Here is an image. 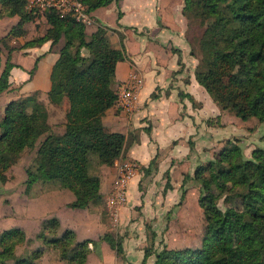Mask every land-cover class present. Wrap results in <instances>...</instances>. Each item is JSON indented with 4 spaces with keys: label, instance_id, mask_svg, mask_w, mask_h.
Instances as JSON below:
<instances>
[{
    "label": "trees",
    "instance_id": "16d2710c",
    "mask_svg": "<svg viewBox=\"0 0 264 264\" xmlns=\"http://www.w3.org/2000/svg\"><path fill=\"white\" fill-rule=\"evenodd\" d=\"M81 1L90 11L118 0ZM28 2L0 0V17L19 16L0 38L6 48L0 93L9 87L10 70L16 65L11 61L14 46L8 40L22 35L24 23L41 13L28 9ZM189 11L205 23L200 40L202 59L195 69L197 81L222 109L244 120L256 117L264 122V0H184V15ZM43 14L49 24L44 35L27 40L25 45L43 40H51L53 45L63 39L50 71L47 96L56 104L67 98L64 131H50L48 112L38 91L7 102L0 119V180L8 178L7 154L35 146L45 134L32 166L26 169V188L38 179L55 180L73 192L70 206L86 208L100 195L99 179L88 173L90 158L94 155L100 163L112 164L125 148V134L107 131L103 124V115L116 98L111 86L116 62L125 54L109 44L101 25L87 38L85 24L70 12L51 8ZM36 66L37 59L30 75ZM154 159L144 172L150 171ZM189 177L199 182L198 203L205 217L201 242L184 247L165 244L155 252L153 264H264V147L253 148L247 157L236 142L229 141L214 160L197 165ZM165 185L171 187L169 181ZM220 197H224L223 207L218 205ZM58 227L56 216L44 218L37 236L59 249L61 258L85 264L89 240L74 244L73 230L66 228L57 234ZM102 237L117 254H123L119 236L107 231ZM25 239L20 226L1 231L0 264L13 257L14 264H32L45 251L40 246L30 256L16 257L15 245ZM150 254L151 248L146 247L142 264Z\"/></svg>",
    "mask_w": 264,
    "mask_h": 264
},
{
    "label": "crops",
    "instance_id": "0c3cea01",
    "mask_svg": "<svg viewBox=\"0 0 264 264\" xmlns=\"http://www.w3.org/2000/svg\"><path fill=\"white\" fill-rule=\"evenodd\" d=\"M183 6L184 0H118L90 10L93 22L86 25V37L89 38L96 27L101 25L105 27L109 44L123 50L125 54L123 59L116 62L111 82L114 90L117 91L131 73L139 74L143 83L135 110L128 112L112 104L105 111V129L125 134L126 144L120 157L112 164L100 163L95 175L100 181L99 190L107 195L116 176L115 164L118 159H130L139 166L128 182L129 196L126 202L117 209L114 229L122 240L123 254L118 257L115 249L102 238L92 243L85 264H140L144 257V227L150 219L148 212L152 209L161 211L165 207L163 195L158 200L160 205L155 208L145 196L141 202V213L135 214V203L141 201L137 185L140 177L146 174L144 168L157 156V170L152 174L155 173L156 177L165 170L169 172L171 189L166 196L167 200L174 198L175 201L183 174L190 175V171L198 163L209 157V150L215 142L214 135L225 131L221 126H209L206 122L209 117L222 115L224 110L219 109L195 77L196 58L190 53L192 29L184 15ZM18 20V15L0 17V38L8 34ZM26 23L22 35L10 38L12 42L19 41L20 45L18 50L13 49L11 61L16 65L10 70L9 87L0 93L3 112L7 102L34 91L40 90L39 99L45 106L42 97L50 102L47 90L50 87V71L58 57V42L52 45L51 40H43L25 45L27 40L44 35L49 26L43 13ZM31 26L34 31H29ZM82 52L87 54L85 49ZM36 59L37 66L30 75L29 70ZM5 61L6 54L4 56L0 51V71ZM62 102L68 105L65 97ZM46 109L48 123L53 131L54 122L50 121L52 110L49 112L47 106ZM64 120L58 133L63 132ZM44 136L45 134L40 135L36 141V149ZM142 165L143 173L140 169ZM35 184L41 195L53 198L58 207L69 204L74 199L58 182L38 179L30 187ZM190 191L194 195L195 188H187L186 197ZM60 194L67 195L65 201L58 198ZM109 231L113 233L110 229ZM34 263L35 260L32 264ZM146 263L150 264L149 256Z\"/></svg>",
    "mask_w": 264,
    "mask_h": 264
},
{
    "label": "rangeland",
    "instance_id": "374dc122",
    "mask_svg": "<svg viewBox=\"0 0 264 264\" xmlns=\"http://www.w3.org/2000/svg\"><path fill=\"white\" fill-rule=\"evenodd\" d=\"M186 17L189 27L192 29L191 33L193 42L190 48V53L196 58V65L194 68L195 72L197 65L202 59L200 40L205 23L203 24L201 17L194 16L190 13V11ZM27 26L28 25L26 23L25 27ZM29 31H34L33 26L30 27ZM10 42H12V40L10 41L9 39L8 44L14 46V50H18L20 42ZM57 44L59 48L63 44V39H60ZM14 50L11 52V59ZM0 51H2L5 56L6 48L2 45V40H0ZM112 85L113 84L111 83V86ZM38 93L39 96H41L40 90ZM42 98H44L49 112L52 110L50 121L54 122V128L52 131L50 126V131L58 133V129L63 125L62 122L68 105L66 103L63 104L62 101L57 104H52L48 102L46 97ZM215 104L219 107V109L221 108L217 103ZM223 110L224 111L221 112L222 115H218V118L216 115L211 118L209 117L210 119L206 120V122L211 120L208 124L209 126H221L222 128H225V131L222 134L220 133L214 135L213 140L215 142L209 150V157L197 165H203L209 160H214L217 152H219L223 146L228 145L229 141L236 142L242 148L243 154L247 157L251 155V150L253 148L264 147V122H260L256 117L244 120L235 115L232 111L227 109ZM2 115L3 107L0 106V119ZM35 156V146L27 148L23 152L7 154L9 167L6 170V174L8 178L5 181L0 180V233L4 229L12 226H21L25 232L26 239L15 245L16 257L30 256L34 249L44 246L45 251L38 258L34 259V264L73 263L69 260L61 258L59 249L46 245L42 238L37 236L41 227L42 219L52 215L57 216L60 220L59 227L55 233H61L66 227L72 228L74 232V244L76 241L89 240L87 245L89 252L91 250L92 243L95 241L98 242V240L100 241L105 232H110L109 229L113 231L114 236H119L117 230L114 229L117 217V214H115L116 211L113 210V208L106 202L109 194L105 195L104 192L99 190V199L90 203L86 208L72 207L69 204L58 207L54 203L55 200L53 198L41 195L35 187L36 184L29 189L26 188V169L32 166ZM99 164L100 162L97 157L93 155L90 158L88 166V173L90 176L96 177V170H98L97 166ZM157 164L156 156L149 173L143 174L140 177L137 186L141 201L139 200L134 206V209L137 210L135 214L138 215V213H141L142 211L141 208L143 204L141 202L144 200L143 197L147 196L149 198L148 202L151 203L153 208L160 205L158 200L161 195H163L164 198L163 206L166 208L164 207L161 211L152 209L151 212H148L150 219L145 223L144 227L146 231V236L144 235V249L148 247L151 248L152 251V254L149 255L150 264H153L155 252L165 244L168 247H177L178 245L185 246V244L198 246L201 242L205 226L203 209L198 203V195L200 193L199 182L194 178L189 177V175H187L184 179V174H186L184 173L181 178L182 185L178 189L176 200L174 201V198H168L169 200H167L166 193H168V190L171 189L165 185L166 181H170L169 172L165 170L155 177ZM138 167L139 166L135 162V171ZM143 167V165L140 166L142 173ZM195 168L190 171V176L193 175ZM153 171L155 173L152 174ZM50 181L57 182L55 180ZM189 187L190 189L195 188L196 194L194 192L193 195L192 191H190L186 197V190ZM65 190V192H69L68 194H71L72 197L74 196L71 190L67 188ZM216 191L218 190L216 189ZM128 196V192H126V199L124 203L126 202ZM58 198L65 201L67 195L60 194ZM218 205L220 207L224 206V197H220L218 199ZM131 219H134V217H131ZM49 235L51 234H48V236ZM97 237H99V239ZM72 250H76V248L73 247ZM119 256L121 255L118 254V257ZM37 259H39V261ZM14 262L15 257L6 260L4 264H14ZM143 264H147L146 260Z\"/></svg>",
    "mask_w": 264,
    "mask_h": 264
},
{
    "label": "built area",
    "instance_id": "2783aa9c",
    "mask_svg": "<svg viewBox=\"0 0 264 264\" xmlns=\"http://www.w3.org/2000/svg\"><path fill=\"white\" fill-rule=\"evenodd\" d=\"M27 7L41 13L51 8L62 13L70 12L77 21L82 22L85 26L93 22L90 11H87L81 0H29ZM142 83L143 80L139 74L131 73L117 89L114 104L128 112L135 110L139 104V90ZM115 165L116 176L106 202L117 214L118 206L123 204L126 199L128 182L135 173V162L121 158Z\"/></svg>",
    "mask_w": 264,
    "mask_h": 264
}]
</instances>
